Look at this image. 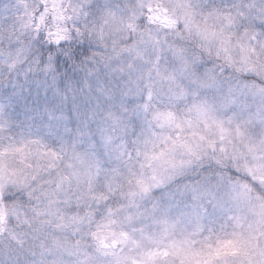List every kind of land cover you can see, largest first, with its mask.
Masks as SVG:
<instances>
[{
  "label": "clouds",
  "instance_id": "obj_1",
  "mask_svg": "<svg viewBox=\"0 0 264 264\" xmlns=\"http://www.w3.org/2000/svg\"><path fill=\"white\" fill-rule=\"evenodd\" d=\"M0 264H264V0H0Z\"/></svg>",
  "mask_w": 264,
  "mask_h": 264
}]
</instances>
